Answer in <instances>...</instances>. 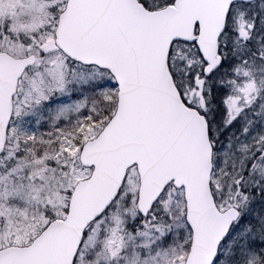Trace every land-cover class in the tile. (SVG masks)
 <instances>
[{"label": "snow or ice", "instance_id": "snow-or-ice-1", "mask_svg": "<svg viewBox=\"0 0 264 264\" xmlns=\"http://www.w3.org/2000/svg\"><path fill=\"white\" fill-rule=\"evenodd\" d=\"M0 264H264V0H0Z\"/></svg>", "mask_w": 264, "mask_h": 264}]
</instances>
